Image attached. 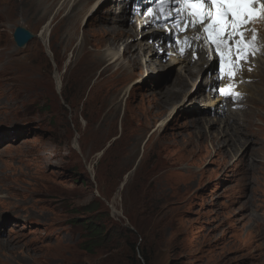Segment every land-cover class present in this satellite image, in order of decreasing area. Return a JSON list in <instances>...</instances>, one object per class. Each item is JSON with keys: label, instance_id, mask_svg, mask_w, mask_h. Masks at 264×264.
Wrapping results in <instances>:
<instances>
[{"label": "rangeland", "instance_id": "374dc122", "mask_svg": "<svg viewBox=\"0 0 264 264\" xmlns=\"http://www.w3.org/2000/svg\"><path fill=\"white\" fill-rule=\"evenodd\" d=\"M31 1L0 0V264H133L132 248L138 259L141 248L148 252L150 264H264L263 122L256 117L252 141L239 136L246 123L233 122L226 128L241 144L216 146L210 137L219 133V142L223 121L190 92L205 61L190 66L196 76L184 94L160 106L162 92L179 89L178 69L158 76L131 67L121 82L124 62L92 56L112 37L106 21L85 18L98 0H44L39 11ZM108 4L98 5L103 14ZM128 14L118 21L125 17L122 29L135 30ZM21 25L36 35L23 51L12 39ZM118 39L124 49L132 38ZM21 69L33 70L36 83ZM262 77L264 85V70ZM255 99L264 105V87ZM193 109L212 118L209 126ZM138 137L148 140L145 151L140 145L129 162ZM88 207L105 213L106 248L92 254L73 224L93 216Z\"/></svg>", "mask_w": 264, "mask_h": 264}, {"label": "snow or ice", "instance_id": "6c2138e0", "mask_svg": "<svg viewBox=\"0 0 264 264\" xmlns=\"http://www.w3.org/2000/svg\"><path fill=\"white\" fill-rule=\"evenodd\" d=\"M152 4L147 26L165 29L169 46L178 48L180 56L190 53L199 59L206 51L215 61L216 79L226 81L214 91L225 103L238 101L242 74L251 72L253 60L264 54V0H152Z\"/></svg>", "mask_w": 264, "mask_h": 264}, {"label": "bare ground", "instance_id": "6f19581e", "mask_svg": "<svg viewBox=\"0 0 264 264\" xmlns=\"http://www.w3.org/2000/svg\"><path fill=\"white\" fill-rule=\"evenodd\" d=\"M56 1V0H55ZM67 1V0H64L63 3ZM73 2H80V0H71ZM93 1V0H92ZM22 2V1H21ZM11 3V2H10ZM27 3V2H26ZM32 3V6H34V10L36 9L37 11H39L40 9H38V7H45L46 6V2H44V0H32L31 1ZM99 3V1H98ZM111 3V2H110ZM109 3V4H110ZM53 6V5H52ZM97 6L96 10L94 11V14H96L97 18L100 19V21H103L109 25L108 28H105V32H108V29H110V31L106 34L108 35L109 33L112 34V37L111 38H108L105 37L103 38L102 40V47L103 48H106V50L104 51V53H101L100 55L99 54H96V55H92L94 58L97 57V60L99 59L100 61H109V65H113L115 64L116 62H124L125 64H120L119 67H118V70H123V73L122 75L124 76L123 77V80L121 82H124L128 80V74L129 70L131 67H134L136 69H138L139 67H141V71L142 70H146V75L148 73L149 75V72H150V69L149 68H154L152 69L151 71H154L153 73H156L158 76H159V72L160 71H163L165 69H167L168 71L172 72V71H175L176 69H178V78H177V84L179 87L178 90H176V87H172L170 89H167L165 92H162V94L160 95V98H158V105H164V106H167L168 104H170L167 100V98L169 97H172L173 99L174 98H177L179 99L180 95L181 94H184L181 93L179 90H181V88H184L185 86H187V79H188V76H194V67H190V63L189 62H186V61H180V60H176V59H172L170 60L169 64L166 66V68H163L162 69V65L161 64H157V62H155L157 60L155 54L153 52H150V53H153V55L151 56L152 59L154 60H148V61H143L144 59V54H141L142 51H144L142 49V45L140 44L139 47L135 44H132V43H126L125 44V48L122 50V52L120 51V48L123 47V44H122V40L121 39H118L119 37H122L124 36L125 34L127 35V38H134V39H137L138 35L136 33L135 30H133V28H131L130 30H123L122 27H124L127 19L124 17V19H122V21H119V26H113L112 25V22L107 19L108 17V13H105L103 14L102 11L100 12V7L101 6H98V4H95L93 5V7L91 8V10ZM21 7V6H20ZM51 7L49 6L48 9H50ZM78 8V7H77ZM75 9V11H81L79 9ZM83 8V7H82ZM81 8V9H82ZM51 11V10H50ZM83 11V9H82ZM81 11V13H82ZM127 11V10H126ZM83 14H85V10L83 11ZM68 19H72V18H68ZM108 20V21H107ZM48 23V22H47ZM48 26V25H47ZM46 26V28H47ZM45 34V33H43ZM69 34V32H68ZM46 35V34H45ZM70 35V34H69ZM139 35H142V34H139ZM147 35V34H146ZM50 36V35H49ZM71 36V35H70ZM156 38H159V37H163V34L162 32L160 33H156L155 34ZM40 39H44V36L42 37V35H40L39 37ZM71 40V39H70ZM146 46V44H145ZM144 46V47H145ZM112 49H115V51H113ZM122 53V54H121ZM7 54V53H6ZM201 61H205V60H202V58H200L198 60V62L195 64V68H198L199 66H196L199 62ZM140 61V62H139ZM264 61V59L262 60ZM206 62V61H205ZM88 68H86L87 70H89L91 67H93L92 65V61L88 60ZM86 63V64H87ZM103 65V64H102ZM206 65H207V62H206ZM161 66V67H159ZM159 67V69L157 68ZM200 68V67H199ZM204 68V63H203V67L201 68V70H199L197 72V77L201 74L202 70ZM107 69V68H104V70ZM1 71V69H0ZM133 71V70H132ZM18 73L19 70H18ZM89 73V72H88ZM195 75V76H196ZM24 76H28L29 78H27L28 80L32 81L33 83H36V73L31 70V72H29L27 69H21V73H20V77H24ZM148 77V76H147ZM146 78V77H145ZM148 79H150L148 77ZM158 79V77H157ZM60 82V81H59ZM58 81L56 82L57 83V88L60 89V83ZM262 84V83H261ZM193 90L191 89V93L193 94H196V96L201 93V88L198 87V89L194 90V87L195 86H192ZM188 91V90H186ZM158 96V95H157ZM169 96V97H168ZM114 98H112L113 100ZM175 100V99H174ZM190 106V105H189ZM204 111L205 112H208V114H211L214 110L217 109V105L215 102L211 101V100H208L204 105ZM202 108V107H201ZM211 109H214L212 112H211ZM195 113H197V115L195 116L196 118H198V116L200 117V113L196 110V109H193ZM264 105L262 103H260V111L258 112V114L256 115V117H258L262 122H263V126H264ZM109 114V113H108ZM203 114V113H202ZM216 114V113H215ZM170 116V115H169ZM168 118V117H167ZM169 119V118H168ZM198 119H202V122H205L206 123V127L209 126V123L212 121V118H198ZM224 122V121H223ZM221 122V124L226 128H229V126L224 122ZM165 123V120L162 121L160 123V126L162 127L163 124ZM199 125V123H198ZM253 125L252 122H249V121H246V125L243 127L244 128V132L247 131L249 132L250 130H252L251 126ZM226 128V132L224 133V135L222 136V138L219 139V142L216 140L217 137L221 136L219 133L217 132H214L213 134H211V140L213 142V144H215L216 146H221L222 148L226 147V146H229V143H231L233 146H239L241 143L240 141L238 140H234L233 139V135H230L228 132L230 131L229 129ZM111 129V128H110ZM109 130V129H108ZM261 130V129H260ZM98 131V130H97ZM107 132V131H106ZM110 133V131L108 132V134ZM106 135V134H105ZM104 137V136H103ZM224 137H227L228 139L225 140ZM142 138H137L136 141L134 142L133 144V149H134V152L132 155L126 157V160L127 161H131L132 158L134 157V155H136V152L138 150V147L141 145L143 146V149L145 151V142H147L146 140H144L142 143ZM128 143V142H127ZM125 143V144H127ZM124 144V145H125ZM130 145V144H129ZM132 145V144H131ZM128 146V145H127ZM130 148V147H129ZM132 149V150H133ZM130 153V151H129ZM101 157L102 156V151H98L97 154H96V157ZM121 163V162H120ZM128 162H123L122 165L125 166V164H127ZM2 202V201H1Z\"/></svg>", "mask_w": 264, "mask_h": 264}, {"label": "trees", "instance_id": "16d2710c", "mask_svg": "<svg viewBox=\"0 0 264 264\" xmlns=\"http://www.w3.org/2000/svg\"><path fill=\"white\" fill-rule=\"evenodd\" d=\"M88 210L91 211L89 213L93 215L92 217H90L89 219L73 221V224L76 223L77 225H79L81 229L85 231L83 235L84 241H82L80 245L81 249L86 253L92 254L97 250H102L103 248H106L105 247L106 235L105 236L103 235L104 227L101 223L105 213L98 212V209H93L92 207H88ZM126 234H135V233H133V231L128 229L126 230ZM143 245L146 244L143 243ZM154 246L155 244L153 245V247ZM153 247L151 246V248ZM130 252L132 253V256L134 258L133 264H150V258L148 252H146L144 249L141 248V252L139 253L140 260L137 258V254L136 252H134V248H132ZM120 255L121 254L114 255L113 257H111V259L116 260L119 258ZM111 264L113 263L111 262Z\"/></svg>", "mask_w": 264, "mask_h": 264}, {"label": "water", "instance_id": "95a60500", "mask_svg": "<svg viewBox=\"0 0 264 264\" xmlns=\"http://www.w3.org/2000/svg\"><path fill=\"white\" fill-rule=\"evenodd\" d=\"M33 35L24 26L18 27L13 33V40L17 48H24Z\"/></svg>", "mask_w": 264, "mask_h": 264}]
</instances>
